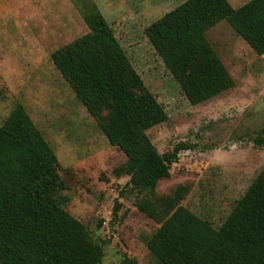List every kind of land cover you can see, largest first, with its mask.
<instances>
[{"label":"rangeland","instance_id":"obj_1","mask_svg":"<svg viewBox=\"0 0 264 264\" xmlns=\"http://www.w3.org/2000/svg\"><path fill=\"white\" fill-rule=\"evenodd\" d=\"M94 1L168 114L147 131L157 150L190 146L158 181L157 194L186 186L180 204L220 227L264 166V147L252 141L264 128V54L226 20L208 29L235 84L191 104L145 33L185 0ZM248 1L229 0L234 7ZM87 32L75 0H0V126L16 103L24 105L58 156L64 207L103 247L99 264H161L148 248L161 223L136 206L142 193L121 170L127 156L110 144L51 59L53 51Z\"/></svg>","mask_w":264,"mask_h":264},{"label":"trees","instance_id":"obj_2","mask_svg":"<svg viewBox=\"0 0 264 264\" xmlns=\"http://www.w3.org/2000/svg\"><path fill=\"white\" fill-rule=\"evenodd\" d=\"M75 1L88 32L53 51L51 59L110 144L127 156L121 170L142 193L136 206L161 223L148 241L151 254L161 264H264V166L218 228L180 204L186 186L158 195V181L190 146L157 150L147 131L168 119L164 105L145 87L97 3ZM222 20L264 54V0L239 7L229 0H185L145 29L191 104L235 84L206 36ZM252 141L264 147V128ZM58 169L53 147L16 103L0 126V264L101 262L102 245L64 207Z\"/></svg>","mask_w":264,"mask_h":264}]
</instances>
